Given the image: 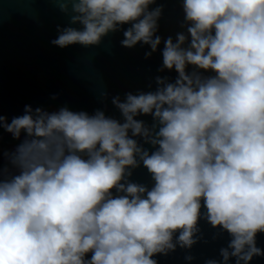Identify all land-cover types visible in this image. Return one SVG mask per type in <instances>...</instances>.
Segmentation results:
<instances>
[{
  "label": "clouds",
  "instance_id": "obj_1",
  "mask_svg": "<svg viewBox=\"0 0 264 264\" xmlns=\"http://www.w3.org/2000/svg\"><path fill=\"white\" fill-rule=\"evenodd\" d=\"M154 3L58 0L82 27H58L51 43L96 45L128 24L123 46L156 51L163 5ZM182 9L187 34L162 49L177 78L113 97L123 121L66 106L0 116L14 139L24 134L4 153L14 171L0 169V264H158L157 254L196 243L201 218L231 236L222 262L206 264L264 256V0H182ZM141 162L150 189L128 179Z\"/></svg>",
  "mask_w": 264,
  "mask_h": 264
},
{
  "label": "water",
  "instance_id": "obj_2",
  "mask_svg": "<svg viewBox=\"0 0 264 264\" xmlns=\"http://www.w3.org/2000/svg\"><path fill=\"white\" fill-rule=\"evenodd\" d=\"M157 5H163L156 33L161 43L152 51L150 45L142 42L131 48L121 44L128 24L109 32L99 44L61 48L51 43L58 35V27H82L71 23V5L65 12L58 0H0V116L10 122L14 116L24 114L25 105L49 112L66 106L89 114L99 109L123 121L120 110L112 102L113 97L119 96L123 101L129 92L155 91L156 77L174 82L178 76L175 69L163 68L162 49L167 37L175 41L177 33L187 34L182 0H155L149 7ZM148 52L151 55L146 56ZM193 70L194 66L188 65L186 71ZM211 74L204 72V75ZM136 119L148 126L153 124L150 114ZM23 138L24 134L14 139L11 133L0 128V169L8 165L14 171L4 153L14 150ZM136 139L150 152L154 150L142 138ZM128 179L149 189L154 184L142 162L132 169ZM198 229L196 243L191 248L177 245L167 254H157L154 258L158 264H206L209 259L222 262L220 250L228 247L230 234L220 227L214 228L204 218L198 221ZM256 243L264 249V233L257 234ZM189 256L191 259H187ZM228 264H236V258L230 257ZM249 264H264V256H254Z\"/></svg>",
  "mask_w": 264,
  "mask_h": 264
}]
</instances>
